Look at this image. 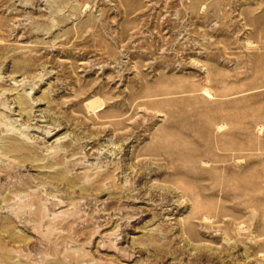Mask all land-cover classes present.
Wrapping results in <instances>:
<instances>
[{
  "label": "rangeland",
  "instance_id": "rangeland-1",
  "mask_svg": "<svg viewBox=\"0 0 264 264\" xmlns=\"http://www.w3.org/2000/svg\"><path fill=\"white\" fill-rule=\"evenodd\" d=\"M0 264H264V0H0Z\"/></svg>",
  "mask_w": 264,
  "mask_h": 264
}]
</instances>
